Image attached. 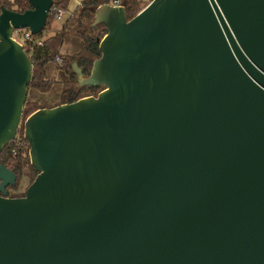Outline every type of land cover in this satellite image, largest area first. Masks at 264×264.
I'll use <instances>...</instances> for the list:
<instances>
[{
	"label": "water",
	"instance_id": "water-1",
	"mask_svg": "<svg viewBox=\"0 0 264 264\" xmlns=\"http://www.w3.org/2000/svg\"><path fill=\"white\" fill-rule=\"evenodd\" d=\"M0 8V153L21 126L38 172L0 165V264H264V0H152L108 32L101 91L25 118L33 62L12 38L55 0Z\"/></svg>",
	"mask_w": 264,
	"mask_h": 264
},
{
	"label": "trees",
	"instance_id": "trees-1",
	"mask_svg": "<svg viewBox=\"0 0 264 264\" xmlns=\"http://www.w3.org/2000/svg\"><path fill=\"white\" fill-rule=\"evenodd\" d=\"M116 1L125 5L127 19L130 20L147 6L149 0H82L74 11L68 8L70 0H55V8L48 17L45 29L34 36V50L30 52L27 49L33 62V76L25 102L27 116L41 108L72 103L90 95L96 96L101 91V86L79 87L73 64L78 65L85 77L90 75L94 61L102 56L99 46L108 32L104 24L92 25L96 9L103 4L114 5ZM2 5L18 12L32 8L29 0H0V8ZM59 10L70 12V16L62 28L56 30L53 24ZM44 31L51 35L44 37ZM70 41H75L79 46L76 47V43ZM64 46L72 47L73 50L63 52ZM50 95L55 96L51 102L41 103L39 100L40 97ZM29 150L30 145L24 138L23 130H20L15 140L9 142L0 153V165L5 164L17 174L16 185L7 188L10 197L25 195V192H13L22 176L30 177L32 183L38 174L31 165Z\"/></svg>",
	"mask_w": 264,
	"mask_h": 264
},
{
	"label": "rangeland",
	"instance_id": "rangeland-1",
	"mask_svg": "<svg viewBox=\"0 0 264 264\" xmlns=\"http://www.w3.org/2000/svg\"><path fill=\"white\" fill-rule=\"evenodd\" d=\"M81 0H70L69 2V10L70 11H74L77 6L80 4ZM70 16V12H67V13H64L62 19H59V20H56L53 24L54 28L57 30V29H61L63 24L65 23V21L68 19V17ZM51 33H49L48 31H44V34L43 36L44 37H47V36H50ZM70 43H76L75 41H70ZM75 46H79V44H75ZM70 49L73 50L72 47H69V46H64L62 48V51L63 52H67L69 51ZM55 99V96L53 95H50V96H43V97H40L39 100L41 101V103H44L45 101L47 102H51L52 100ZM26 110V109H25ZM27 117V111L25 112V118ZM20 130H23L24 132V128L23 126H21L18 130V133ZM30 177H26V176H22L20 178V180L18 181V185L14 188V191L15 193L17 194H23L24 192L26 193V190L28 188V186L30 185Z\"/></svg>",
	"mask_w": 264,
	"mask_h": 264
},
{
	"label": "built area",
	"instance_id": "built-area-1",
	"mask_svg": "<svg viewBox=\"0 0 264 264\" xmlns=\"http://www.w3.org/2000/svg\"><path fill=\"white\" fill-rule=\"evenodd\" d=\"M151 1L152 0H149L148 4ZM114 5H121V3L116 1V4H114ZM54 8H55V4L53 5L52 9H54ZM63 15H64V13L61 10H59V12H58V14L56 16V20L62 19ZM34 36L35 35L32 34L30 29H28V28L14 29V31L12 33V38L14 40H16L18 43H20L24 47L26 52H27V49L30 52L34 50V48H35ZM39 44H42V41H39ZM28 55H29V53H28Z\"/></svg>",
	"mask_w": 264,
	"mask_h": 264
},
{
	"label": "flooded vegetation",
	"instance_id": "flooded-vegetation-1",
	"mask_svg": "<svg viewBox=\"0 0 264 264\" xmlns=\"http://www.w3.org/2000/svg\"><path fill=\"white\" fill-rule=\"evenodd\" d=\"M18 134H19V133H17V136H18ZM0 194H1V193H0ZM7 196H8V194H7ZM8 197H10V196H8Z\"/></svg>",
	"mask_w": 264,
	"mask_h": 264
},
{
	"label": "crops",
	"instance_id": "crops-1",
	"mask_svg": "<svg viewBox=\"0 0 264 264\" xmlns=\"http://www.w3.org/2000/svg\"><path fill=\"white\" fill-rule=\"evenodd\" d=\"M82 1V0H81ZM81 3V2H80Z\"/></svg>",
	"mask_w": 264,
	"mask_h": 264
}]
</instances>
